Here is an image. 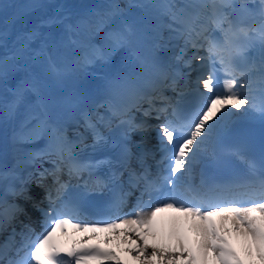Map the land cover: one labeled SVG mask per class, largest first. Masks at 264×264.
<instances>
[{
	"label": "snow or ice",
	"instance_id": "6c2138e0",
	"mask_svg": "<svg viewBox=\"0 0 264 264\" xmlns=\"http://www.w3.org/2000/svg\"><path fill=\"white\" fill-rule=\"evenodd\" d=\"M0 14V264H264V0Z\"/></svg>",
	"mask_w": 264,
	"mask_h": 264
},
{
	"label": "bare ground",
	"instance_id": "6f19581e",
	"mask_svg": "<svg viewBox=\"0 0 264 264\" xmlns=\"http://www.w3.org/2000/svg\"><path fill=\"white\" fill-rule=\"evenodd\" d=\"M24 2H25V0H0V4H8V5H13V4L19 5V4H22ZM55 2L65 3V4L69 5L70 7L74 8L76 10H80L83 8H87L88 6H91V5L102 3V2H104V0H55ZM10 7L11 6H9L5 9V13L8 15H11L12 12L15 10L14 8H13L14 9L13 11L10 10ZM0 15H2V14H0ZM128 15H129L128 19L131 22L136 23L135 16L130 12ZM37 19L38 18L36 15L28 17L22 23H19L17 25V28L19 30H22V31L30 30L31 27L33 26V24L37 21ZM127 260L129 261V264H135V261H132L130 256H127Z\"/></svg>",
	"mask_w": 264,
	"mask_h": 264
},
{
	"label": "rangeland",
	"instance_id": "374dc122",
	"mask_svg": "<svg viewBox=\"0 0 264 264\" xmlns=\"http://www.w3.org/2000/svg\"><path fill=\"white\" fill-rule=\"evenodd\" d=\"M137 12L139 11L138 9H135Z\"/></svg>",
	"mask_w": 264,
	"mask_h": 264
}]
</instances>
